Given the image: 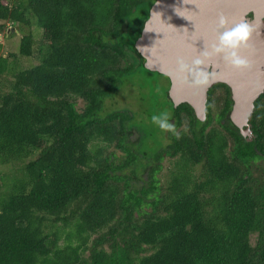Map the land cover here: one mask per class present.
<instances>
[{
	"label": "trees",
	"instance_id": "obj_1",
	"mask_svg": "<svg viewBox=\"0 0 264 264\" xmlns=\"http://www.w3.org/2000/svg\"><path fill=\"white\" fill-rule=\"evenodd\" d=\"M155 2L0 0V35L19 32L0 53V264H264V93L248 136L225 83L203 121L166 76L148 124L102 112L126 78L160 74L135 46Z\"/></svg>",
	"mask_w": 264,
	"mask_h": 264
},
{
	"label": "water",
	"instance_id": "obj_2",
	"mask_svg": "<svg viewBox=\"0 0 264 264\" xmlns=\"http://www.w3.org/2000/svg\"><path fill=\"white\" fill-rule=\"evenodd\" d=\"M219 14L227 16L230 22L246 19L253 26L250 47L242 51L250 68H227L216 57L203 66L215 74L210 86L193 87L173 78L169 79L168 94L174 106L189 104L203 121L210 88L216 83H225L231 89L233 100L230 119L248 136L252 134L249 120L255 101L264 93V0H191L188 4L184 0H156L135 46L145 58L146 68L166 76L165 73L175 68L177 56L190 58L204 50L205 43L212 38L208 26ZM145 27L154 30L146 31Z\"/></svg>",
	"mask_w": 264,
	"mask_h": 264
},
{
	"label": "clouds",
	"instance_id": "obj_3",
	"mask_svg": "<svg viewBox=\"0 0 264 264\" xmlns=\"http://www.w3.org/2000/svg\"><path fill=\"white\" fill-rule=\"evenodd\" d=\"M184 3H191V0H184ZM183 17L193 21L187 16ZM208 29L212 38L207 43L204 42V50L190 58L177 56L175 68L165 73L169 79L175 78L180 83L206 88L214 82L215 74L213 71L205 70L203 66L209 65L208 62L216 57H219L222 64L227 68L236 70L250 68V62L242 55V51L250 47L249 42L254 28L246 19L240 22H230L227 16L219 14L218 18L208 26ZM145 30L154 29L145 27ZM152 120L162 131L175 133V126L169 122L166 115L153 116Z\"/></svg>",
	"mask_w": 264,
	"mask_h": 264
},
{
	"label": "rangeland",
	"instance_id": "obj_4",
	"mask_svg": "<svg viewBox=\"0 0 264 264\" xmlns=\"http://www.w3.org/2000/svg\"><path fill=\"white\" fill-rule=\"evenodd\" d=\"M14 30L15 29L9 28L6 33L7 36L3 37V35H0V44H4V47L0 49L1 55L16 51L15 42H11L18 39L19 32ZM13 31L15 32L14 37L10 35V32ZM5 37L8 38L5 39ZM17 58V66L20 68L29 67L38 61L33 57L22 58L19 56ZM164 77V75L155 73L148 74L143 70L138 71L136 74L126 78L123 81L122 86L113 97L104 101L102 112L106 113L121 109L129 110L134 112L138 119H144V121L146 120L147 122H145L148 124V122L151 120L153 108L157 100L162 102L165 99L162 93L161 85V80L163 81ZM157 109H163V106H157ZM166 109H168V107H166ZM213 125H216V123H213ZM158 135L162 141V147L166 148L170 142L169 132L161 130ZM116 152L118 155H122L121 151ZM168 159L169 158L166 157L161 162H159V164L161 163L162 165V170L158 176L161 178L163 183H165L167 177L170 175L169 170L167 169ZM0 170H3L2 166H0Z\"/></svg>",
	"mask_w": 264,
	"mask_h": 264
}]
</instances>
